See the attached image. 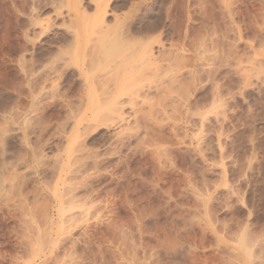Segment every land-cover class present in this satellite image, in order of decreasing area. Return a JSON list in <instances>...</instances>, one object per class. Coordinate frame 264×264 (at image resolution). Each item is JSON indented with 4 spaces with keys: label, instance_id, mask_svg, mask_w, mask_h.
<instances>
[{
    "label": "rangeland",
    "instance_id": "374dc122",
    "mask_svg": "<svg viewBox=\"0 0 264 264\" xmlns=\"http://www.w3.org/2000/svg\"><path fill=\"white\" fill-rule=\"evenodd\" d=\"M263 236L264 0H0V264H264Z\"/></svg>",
    "mask_w": 264,
    "mask_h": 264
},
{
    "label": "bare ground",
    "instance_id": "6f19581e",
    "mask_svg": "<svg viewBox=\"0 0 264 264\" xmlns=\"http://www.w3.org/2000/svg\"><path fill=\"white\" fill-rule=\"evenodd\" d=\"M98 16H99V15H98ZM100 17H101V16H100ZM100 17H98V18H100ZM102 18H103V17H102ZM250 19H251V18H250ZM82 20H83V19H82ZM82 20H81V21H82ZM98 20H99V19H98ZM102 22H103V21H102ZM106 23H107V22H106ZM97 24H98V21H97ZM105 25H106V24H105ZM105 25H104V26H105ZM93 26H94V25H93ZM99 26H100V25H99ZM250 26H251V25H250ZM67 27H68V26H67ZM95 27H96V26H95ZM106 27H107V26H106ZM101 28H102V27H101ZM97 29H98V28H97ZM102 29H103V28H102ZM108 30H109V29H108ZM88 32H89V31H88ZM100 32H101V31H100ZM68 33H69V32H68ZM75 33H76V32H75ZM97 33H98V32H97ZM69 34H70V33H69ZM71 34H72V33H71ZM86 34H87V33H86ZM89 34H90V33H89ZM87 35H88V34H87ZM96 35H97V34H96ZM98 35H99V38H100V33H99ZM101 35H102V34H101ZM104 35H105V34H104ZM74 36H75V38L77 39V38H78L79 36H81V35H79V33H76ZM71 37H72V36H71ZM89 37H90V36H89ZM73 38H74V37H73ZM75 38H74V39H75ZM93 38H94V37H93ZM101 38H102V37H101ZM76 39H75V40H76ZM92 40H93V39H92ZM73 41H74V40H73ZM93 41H94V40H93ZM67 42L69 43V41H67ZM67 42H66V43H67ZM84 43L86 44V42H84ZM81 44H82L81 46L84 47V48H81V46H80V45L78 46V44H77V47H79L78 49L80 50V48H81V50L79 51V52H80L79 54H80V55L82 54V55L88 57V54H87L88 47H87V45H86V46H85V45L83 46V43H82V42H81ZM95 46H96V44H95ZM89 47H90V45H89ZM151 47H153V46L150 45V48H151ZM245 47H246V46H245ZM95 48H96V47H95ZM150 48H149V49H150ZM147 49H148V48H147ZM93 50H96V49H92V51H93ZM70 51H71V50H70ZM147 51H149V52H147ZM72 52H73V51H72ZM88 52H90V51H88ZM94 52H95V51H94ZM94 52H93V53H94ZM146 52H147V53H150V52L152 53L153 51H152V50H146ZM86 54H87V55H86ZM91 54H92V53H91ZM94 55H95V54H94ZM150 56H151V55H150ZM150 56H149V58H150ZM174 56H175V54L173 55V57H174ZM65 57H66V56H65ZM95 57H96V56H93L94 59H95ZM147 57H148V56H147ZM154 57H155V56H154ZM179 57H180V56H178V59H179ZM156 58H157V57H156ZM158 58H159V57H158ZM150 59H151V58H150ZM82 60H83V59H82ZM95 60H96V59H95ZM157 60H158V59H157ZM157 60L154 59V60H152V61H154V62L156 63ZM170 60H171V59H170ZM172 60H173V59H172ZM172 60H171V62H172ZM91 61H94V60H91ZM150 61H151V60H149V62H150ZM152 61H151V62H152ZM180 61H181V60H180ZM89 62H90V60H89ZM154 62H153V64H155ZM159 62H161V61L159 60ZM173 62H174V61H173ZM173 62H172V63H173ZM91 63L94 64L95 62H91ZM157 63H158V62H157ZM167 63H168V61H167ZM172 63H171V64H172ZM149 64H150V66L153 65V64H151V63H149ZM159 64H160V63H159ZM169 64H170V63H169ZM169 64H168V65H169ZM171 64H170V65H171ZM176 64H177V66H178V62H177V63L175 62V65H176ZM160 66H161V65H160ZM172 66H173V65H172ZM172 66H171V67H172ZM158 67H159V66H157V69L159 70L160 67H159V68H158ZM161 67L164 68V65H162ZM166 67H167V66H166ZM171 67L169 68V70H173V69H172L173 67H172V68H171ZM175 67H176V66H175ZM162 68H161V69H162ZM155 69H156V67H155ZM155 69H154V70H155ZM165 69H166V68H165ZM152 70H153V69H152ZM166 70H167V69H166ZM56 71H57V70H56ZM155 72H157V70H156ZM158 72H159V71H158ZM54 74H55V73H54ZM84 74H85V73H84ZM178 74H179V72H178ZM50 75H52V74H50ZM56 75H57V74H56ZM62 75H63V74H62ZM84 76H85V75H84ZM81 77H82V76H81ZM175 77H177V76H175ZM52 78H53V77H52ZM177 78H178V77H177ZM178 80H179V78H178ZM172 81H173V80H172ZM181 81H182V80H181ZM178 83H179V81H178ZM180 85H181V83H180ZM178 86H179V85H178ZM165 87L167 88V86H164V88H165ZM168 87H169V86H168ZM176 87H177V86H176ZM182 87H183V86H182ZM166 88H165V89H166ZM179 88H180V87H179ZM158 89H159V88H158ZM182 89H183V88H182ZM184 89H185V88H184ZM107 90H108V89H107ZM161 90H162V89H161ZM164 91H166V90H164ZM167 91H168V89H167ZM158 92H161V91L158 90ZM162 92H163V91H162ZM168 92L170 93L171 91H168ZM168 92H167V93H168ZM107 93H109V90L107 91ZM111 93H112V92H111ZM163 94H164V92H163ZM112 95H113V94H112ZM169 95H170V94H169ZM163 96H164V95H163ZM166 97H167V96H166ZM162 99H163V98H162ZM168 100H170V99H168ZM168 100H167V101H168ZM173 100H174V99H173ZM117 101H118V100H117ZM118 102H119V101H118ZM173 102H174V101H173ZM113 105H114V104H113ZM119 108H120V107H119ZM115 110H116V109H115ZM115 110H114V111H115ZM122 110H123V109H122ZM161 111H162V110H161ZM110 112H111V111H110ZM102 113H104V112H102ZM111 113H113V112H111ZM111 113H110V114H111ZM113 114H114V113H113ZM118 114L120 115V113H118ZM104 115H105V114H104ZM111 115H112V114H111ZM103 117H104V116H103ZM113 117H115V116H113ZM120 117L122 118V116H120ZM96 118H97V117H96ZM106 118H107V117H106ZM106 118H105L104 120L102 119L103 122L106 120ZM117 118H119V116H118ZM122 119H123V118H122ZM187 119H188V118H187ZM93 121H94V120H93ZM77 123H78V122H77ZM78 124H79V123H78ZM81 124H82V123H81ZM79 125H80V124H79ZM95 125H96V124H95ZM82 152H83V151H82ZM58 156H59V155H58ZM68 156H69V155H68ZM70 157H71V159H72V156H70ZM73 157H74V156H73ZM77 158H78V157H77ZM77 158H76V159H77ZM69 159H70V158H68L67 161H68ZM76 159L74 158V160H76ZM55 160H57V161L59 160V161H60V162H59V167H61L60 170H62V172H63L64 168L67 169V166L70 164V160H69L68 162H66L65 160L62 161V160H60L59 158L57 159V156H56ZM77 160H79V158H78ZM61 161H62V162H61ZM55 164H56V163H55ZM71 165H72V164H71ZM52 167H53V166H52ZM57 167H58V166H57ZM77 167H78V166H77ZM79 167H80V166H79ZM85 167H86V166H85ZM57 169H58V168H57ZM60 173H61V172H60ZM82 182H83V181H82ZM79 183H80V182H79ZM70 189H71V188H70ZM54 190H55V189H54ZM56 190H57V189H56ZM71 192H72V190H71L70 192H68V193L72 194ZM54 193H55V191H54ZM56 194H58V196H59L60 193H56ZM59 197H60V196H59ZM57 198H58V197H57ZM74 198H75V197H74ZM69 199H71V198L69 197ZM59 200H60V199H59ZM72 201H73V198H72ZM130 201H131V200H130ZM70 202H71V201H70ZM73 202H74V201H73ZM71 203H72V202H71ZM72 204L74 205V203H72ZM70 205H71V204H70ZM130 206H131V205H130ZM79 207H80V206H79ZM147 207H148V206H147ZM135 208H136V207H135ZM71 209H73V208H71ZM145 209H146V208H145ZM142 212H143V211H142ZM58 213H59V212H58ZM177 214H178V213H177ZM136 215H137V214H136ZM139 215H141V214H139ZM142 215H144V214H142ZM63 216H64V215H63ZM176 216H177V215H176ZM140 217H141V216H140ZM173 218H174V217H173ZM174 219H175V218H174ZM48 220L50 221V216H49V219H48ZM137 220H138V219H137ZM142 220H143V219H142ZM142 220H141V221H142ZM63 221H64V218H63ZM173 222H174V221H173ZM54 223H55V222H54ZM142 223H143V222H142ZM135 225H136V224H135ZM137 225H138V224H137ZM138 227H139V226H138ZM176 227H177V226H176ZM140 232H141V231H140ZM158 233H159V232H158ZM173 236H174V235H173ZM263 237H264V236H263ZM155 238H156V237H155ZM158 238H159V237H158ZM166 238H167V237H166ZM262 253H263V252H262ZM192 255H193V254H192ZM262 256H263V255H262ZM193 257H194V255H193ZM263 258H264V257H263ZM263 260H264V259H263ZM263 260H262V261H263Z\"/></svg>",
    "mask_w": 264,
    "mask_h": 264
}]
</instances>
